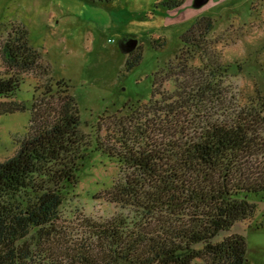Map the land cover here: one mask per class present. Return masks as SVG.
<instances>
[{"label":"trees","instance_id":"trees-1","mask_svg":"<svg viewBox=\"0 0 264 264\" xmlns=\"http://www.w3.org/2000/svg\"><path fill=\"white\" fill-rule=\"evenodd\" d=\"M213 26L202 17L183 34L206 65L193 72L195 84L188 75L176 94L153 91L151 99L171 100L154 108L165 117L161 124L145 120L131 131L115 118L119 131L106 136L99 123L96 150L132 171L117 197L132 214L88 219L78 234L62 225L60 207L90 141L69 84L57 82L53 102L37 101L36 84L27 136L15 156L0 162V264H246L245 236L230 230L254 214L250 196L264 191V101L241 105L226 86L219 60L209 54ZM15 47L1 50L10 70L0 72L1 97L14 96L24 74L40 68L34 51ZM140 58L127 60L126 70ZM25 109L0 107L1 113Z\"/></svg>","mask_w":264,"mask_h":264},{"label":"rangeland","instance_id":"rangeland-1","mask_svg":"<svg viewBox=\"0 0 264 264\" xmlns=\"http://www.w3.org/2000/svg\"><path fill=\"white\" fill-rule=\"evenodd\" d=\"M160 2L0 0V72L10 71L1 55L7 44L27 46L37 54L40 67L24 74L14 96H0V107L2 103L26 107L0 111V162L15 156L27 136L36 84L37 101L53 102L59 96L57 82L68 83L90 141L77 183L63 192L61 223L71 234L80 233L88 219L132 214L131 207L117 200L132 171L96 150L97 127L100 123L102 134L110 136L119 131L112 123L115 118L123 119L131 131L145 120L162 123L165 117L154 108L171 100L151 99L153 91L166 97L176 94L188 75L195 84L193 76L198 74L193 72L204 68L200 52L182 42L199 18L214 22L206 35L209 54L219 60L226 86L238 92L241 105L264 101V0H210L201 8L194 6L195 0H184L177 9L164 8ZM124 38L139 42L130 54L120 48ZM137 58L138 65L127 71V60ZM49 89L52 96H44ZM137 111L143 114L139 121L134 120ZM250 200L257 205L254 214L237 222L230 233L245 236L246 264H264V191Z\"/></svg>","mask_w":264,"mask_h":264},{"label":"water","instance_id":"water-1","mask_svg":"<svg viewBox=\"0 0 264 264\" xmlns=\"http://www.w3.org/2000/svg\"><path fill=\"white\" fill-rule=\"evenodd\" d=\"M210 0H195L194 6L201 8ZM138 40L136 38H124L120 40V48L124 53L130 54L138 47Z\"/></svg>","mask_w":264,"mask_h":264}]
</instances>
